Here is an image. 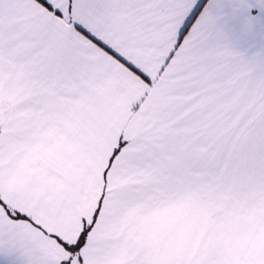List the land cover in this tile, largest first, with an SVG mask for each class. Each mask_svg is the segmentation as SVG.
<instances>
[{
  "label": "snow or ice",
  "instance_id": "1",
  "mask_svg": "<svg viewBox=\"0 0 264 264\" xmlns=\"http://www.w3.org/2000/svg\"><path fill=\"white\" fill-rule=\"evenodd\" d=\"M0 264H264V0H0Z\"/></svg>",
  "mask_w": 264,
  "mask_h": 264
}]
</instances>
